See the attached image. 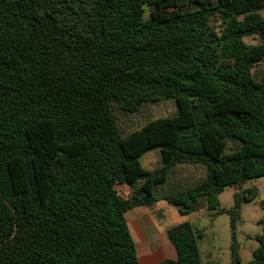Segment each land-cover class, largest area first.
Returning a JSON list of instances; mask_svg holds the SVG:
<instances>
[{
	"label": "trees",
	"instance_id": "1",
	"mask_svg": "<svg viewBox=\"0 0 264 264\" xmlns=\"http://www.w3.org/2000/svg\"><path fill=\"white\" fill-rule=\"evenodd\" d=\"M261 62L264 0H0V264H139L125 216L160 201L227 214L239 264L243 185L264 178ZM165 101L173 115L123 136L116 111ZM187 172L202 177L177 187ZM166 237L176 258L156 264H201L203 231ZM256 240L247 264H264Z\"/></svg>",
	"mask_w": 264,
	"mask_h": 264
},
{
	"label": "rangeland",
	"instance_id": "2",
	"mask_svg": "<svg viewBox=\"0 0 264 264\" xmlns=\"http://www.w3.org/2000/svg\"><path fill=\"white\" fill-rule=\"evenodd\" d=\"M252 44L256 42L250 40ZM264 68V62L257 66V70ZM176 111L174 101H165L146 105L135 116L116 111L115 116L123 136L144 126L151 120L173 115ZM145 169H156L159 166L156 151L146 153L141 159ZM202 177L200 172H187L183 176L176 175L173 182L177 187L195 184ZM257 188L256 197L250 202L243 203L239 209V219L235 225L234 241L238 245L239 264H247L252 258V251L258 247L256 238L264 234V178L249 180L243 189ZM237 190L226 187L219 194L218 201L221 210L233 207V195ZM147 213L149 221L143 220L140 215ZM215 211L200 210L188 215H180L175 206L165 202H158L151 210L135 208L129 211L125 218L137 256L152 255L157 248L165 246L168 240L166 230L174 225L188 222L198 231H203V239L199 243L201 264H232L231 244L232 231L230 218L222 213L214 215ZM147 219V218H145ZM133 221L136 223H133ZM148 223V224H147ZM147 238V239H146ZM145 242V243H144Z\"/></svg>",
	"mask_w": 264,
	"mask_h": 264
},
{
	"label": "crops",
	"instance_id": "3",
	"mask_svg": "<svg viewBox=\"0 0 264 264\" xmlns=\"http://www.w3.org/2000/svg\"><path fill=\"white\" fill-rule=\"evenodd\" d=\"M131 211V210H130ZM140 217L143 220H147V222L149 221V218L147 216V213H143L140 215ZM147 218V219H145ZM133 223H135L133 221ZM137 223V222H136ZM135 223V224H136ZM148 224V223H147ZM166 236V233H165ZM167 238V237H166ZM147 239V238H146ZM168 240V239H167ZM138 243V242H135ZM145 243V242H144ZM137 245V244H135ZM164 250H162L161 246L160 248H157L156 253H152V255H141L138 256V262L139 264H156L162 260L165 259H170V260H174L176 258V252L174 247L170 244V242L168 241V243H166V245L163 247ZM164 251V252H163ZM157 252H160L158 257L154 258V256L157 254Z\"/></svg>",
	"mask_w": 264,
	"mask_h": 264
}]
</instances>
